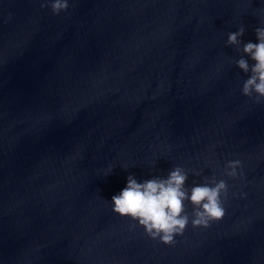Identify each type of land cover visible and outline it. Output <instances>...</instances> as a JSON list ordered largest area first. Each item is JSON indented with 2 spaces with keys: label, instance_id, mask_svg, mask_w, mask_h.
Segmentation results:
<instances>
[{
  "label": "clouds",
  "instance_id": "obj_1",
  "mask_svg": "<svg viewBox=\"0 0 264 264\" xmlns=\"http://www.w3.org/2000/svg\"><path fill=\"white\" fill-rule=\"evenodd\" d=\"M41 7H50L54 15L66 11L68 0H51ZM245 29L240 27L230 32L227 44L237 46L244 54L235 61L236 66L245 74L241 92L252 98L255 103H264V27H257V43H242ZM247 56L253 61L249 63ZM240 161H229L224 175L235 178ZM188 172L182 167H173L166 178L152 177L138 182L135 176L127 177L126 186L111 198L112 211L121 217L138 222L147 236L158 239L164 245L176 243L175 237L183 235L189 222L193 227H208L213 220L219 221L225 215L224 200L228 192L225 180L212 177L205 183L187 188ZM193 206L191 216L187 213L185 202Z\"/></svg>",
  "mask_w": 264,
  "mask_h": 264
}]
</instances>
